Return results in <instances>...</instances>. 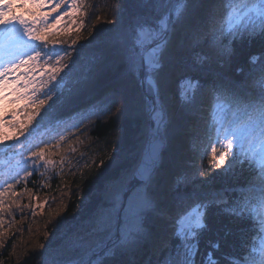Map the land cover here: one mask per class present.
I'll return each mask as SVG.
<instances>
[{
    "label": "snow or ice",
    "instance_id": "1",
    "mask_svg": "<svg viewBox=\"0 0 264 264\" xmlns=\"http://www.w3.org/2000/svg\"><path fill=\"white\" fill-rule=\"evenodd\" d=\"M33 2L49 5L51 12L42 20L29 21L17 15L9 18L7 11L12 4L0 0V34L9 28L15 32L10 46L0 44V101L6 99L5 85H10L15 97L12 103L21 99L29 102L20 109L26 120L11 125L16 134H0V145L21 157L17 168L24 175L17 172L13 179L23 183L38 171L34 167L37 162H43L40 167L53 163L46 159V153L58 144L43 140L40 143L45 147L33 144L46 118L58 121L89 104H114L123 99L121 115L141 121L133 149L124 147L122 141L121 147L113 149L115 158L107 164L101 160L102 171L85 198L84 230L70 236L66 257L46 251L45 264H106V260L109 264H264V253L257 259L255 250L248 247L257 225L264 229V212L258 221L253 219V201L264 207V64L257 67L258 57L251 55L247 71L244 65L235 69L239 79L232 72L239 57L236 45L264 40V0H121L117 20L110 21L113 35L83 75L68 87L62 85L76 68L84 45L76 48L77 58L71 65L61 64V56L59 66L51 67L43 79L38 75L44 73L35 68L22 74L18 70L47 55L28 42L45 40L34 26L46 28L53 19L51 13L58 9L64 11L54 17L56 23L67 17L72 24L82 26L80 17L88 15L84 11L86 0ZM153 13L167 16L157 22ZM51 43L55 46L64 41L53 39ZM76 43L72 40L60 51L70 55ZM194 49H199L197 59L188 63L180 54ZM177 67L198 71L203 78V83L195 80L197 87L191 95L181 92L179 110L164 101L165 75ZM129 75L149 85L151 99L146 96L142 106L123 88L119 90L124 91L123 97L119 95L117 85ZM198 93H207L211 101L209 119L203 124L206 143L199 158L210 151L218 169L211 181L200 185L187 179L186 172H173L171 159L177 138L183 136L191 144L197 131ZM109 111V107H99L94 114L104 116ZM165 151L169 156L163 154ZM191 167L193 175H198L199 168L194 163ZM6 183L7 187L0 184V228L6 223L4 214L16 204H7L4 199L15 187ZM203 185H208L207 189ZM188 202L195 203V212L187 210ZM39 207L42 205H35ZM213 216L217 225L210 222ZM5 235L0 231V247ZM145 252L149 257L141 261L139 257Z\"/></svg>",
    "mask_w": 264,
    "mask_h": 264
},
{
    "label": "trees",
    "instance_id": "2",
    "mask_svg": "<svg viewBox=\"0 0 264 264\" xmlns=\"http://www.w3.org/2000/svg\"><path fill=\"white\" fill-rule=\"evenodd\" d=\"M119 7H121V0L93 1L91 8L93 12L88 15L89 22H92L93 27L86 34L84 44H81L85 47L81 49L76 68L65 79L63 87L71 86L74 81L83 75L93 56L105 45L108 38L113 35L114 25L110 21L117 20V9ZM153 15L157 22H160L166 19L167 13H153ZM98 30L99 35H97ZM93 37H96V39H93ZM208 39L210 40L211 38L208 37ZM236 50L239 53V57L233 62V75H237L235 69L240 65H244L247 71V61L251 55L258 57L257 67L264 64V40L256 38L250 45L247 43L242 47L236 45ZM198 51L199 49H194L190 53L182 52L180 55L185 57L188 63H192L197 59L196 54ZM76 58L77 52L74 55V59ZM198 78L203 83V78L200 77L198 71L179 67L168 71L165 75V103L179 110L181 92L191 95L193 89L197 87L195 80ZM237 78L239 79L240 77L237 75ZM189 80L193 82L189 83ZM148 87L147 83L141 84L134 76L129 75L125 82L117 85V90L121 97H123L124 91L130 92L138 104L142 106L148 93ZM121 88L124 91H119ZM198 96L199 102L196 111L199 123L197 131L193 134L191 144L183 136L177 138L171 159L174 164L173 172H186L187 179L194 184L200 185L203 181H211L216 176L218 169L215 166V162L211 159L210 151L203 159L199 158V153L203 151L206 143L203 124L209 119L211 101L207 93H198ZM99 107H109L111 111L104 116H97L94 113ZM123 109V99H120L119 102L114 104H89L81 111L63 117L58 121L46 118L37 139L33 140V144L40 143L41 140L50 142V145L58 144V147H52L46 153V157L51 159L59 158L58 153H63L72 147H79V152L82 150L92 152L93 149L97 150V147L112 150L121 147L122 141L123 146L131 150L137 143L136 137L141 121L140 119H132L128 115H121ZM37 120H39V117H37ZM33 124H35V121ZM61 136L66 139L61 140ZM40 147H45V144L40 143ZM233 150L235 151L236 149L234 148ZM16 151H23V149H17ZM163 154L166 157L169 156L167 151ZM19 157L15 154V151L6 150L0 145V184H4L7 187L6 182H10L15 186L13 191L5 193L4 199L7 204H12L13 201L16 202V204H13V210L4 214L6 223L0 228V231L6 233L4 245L0 247V264H45L43 258H45L46 251L59 252L66 257L65 247L70 236L74 232L84 230L83 222L87 219L88 209L85 198L93 191L102 168L95 165L83 170L80 175L74 176L75 179L72 178L73 180L70 183L65 184L63 190V179L56 176L47 177V175L45 177L42 170L38 168V171L28 177L27 181L17 183L13 179L17 171L14 167L5 166L3 161ZM113 158H115V154L105 164L109 163ZM193 163L199 168L198 175H193L191 167ZM31 170L32 167L29 171ZM171 178L169 176V180ZM64 180H67V177ZM215 186L219 187V182ZM203 187L207 189L208 185H203ZM59 191L64 194L62 198L59 197L61 194ZM45 201H48V203H45ZM61 202L62 207L60 205ZM17 204L20 207H17ZM37 204L42 205V207L35 208ZM21 207L23 208L22 212L20 210ZM186 207L189 212L196 210L193 202H188ZM253 207L256 208L253 219L258 221L260 213L264 212V207L259 205L258 200L253 201ZM33 210L35 214H32ZM36 220H40V226L35 223ZM210 222L213 225H217V218L211 217ZM223 222V219H221L220 224H223ZM37 229H39L38 232H34ZM31 232L35 234L42 232L40 236L38 235L41 243L33 244L29 242ZM50 244L52 245L51 248H49ZM40 245L45 247L41 248ZM248 247L255 250L257 259L264 253V229H260L259 225H257V230L254 234L251 235V242ZM148 257L149 253L145 252L139 259L143 261L147 260ZM160 258L163 259V255ZM152 259L155 260L156 257H152ZM106 264H109L108 260H106Z\"/></svg>",
    "mask_w": 264,
    "mask_h": 264
},
{
    "label": "rangeland",
    "instance_id": "3",
    "mask_svg": "<svg viewBox=\"0 0 264 264\" xmlns=\"http://www.w3.org/2000/svg\"><path fill=\"white\" fill-rule=\"evenodd\" d=\"M93 1L94 0H86L84 11L87 12L88 15L93 12L91 10ZM2 2L4 4H12V8L7 11V16L9 18L13 15H17L23 16L26 20L29 21L42 20L49 14V12H51V8L49 7V5L46 4L41 6L40 4L33 2V0H2ZM22 4L24 5L23 7H21ZM63 11L64 9H58L56 12H52L51 15L53 19H50L49 24L46 28L42 24H37L34 26L40 29L38 35L44 36L45 40H29L28 42L33 47V49H35L36 51H41L42 53H47V55H43L42 59L35 63L30 61L28 64L23 65L18 70L21 74L23 72L30 71L31 68H35L37 69V73L41 71L44 73L43 76L38 75V78L43 79L46 77L47 72L51 69V67L59 66L57 65V60H60L61 56H63V59L60 60L61 64H71L72 60L74 59V55L77 52L76 48L79 45L84 44V42L86 41V34L93 26L92 22H89L88 15L80 17L84 21L82 26L72 24L67 17H65V19L61 20L59 23H56L54 17L62 14ZM75 15L80 14L77 13ZM12 37L13 39L15 38V32L11 28H9L7 31L0 34V44H3V46L7 48L8 43H12L13 41ZM25 39L27 40L28 38L25 37ZM53 39L57 41H64V43H58L54 46L51 43V40ZM72 40L77 41L76 45L72 46L70 55H64V53H62L60 50L62 48L69 47L72 44ZM49 56H51V59L48 58ZM3 95L6 97V99L0 101V116L3 117V119L0 120V134H3L7 137H12L16 134V129L11 127V125L18 123L19 121L26 120V116L21 113L20 109L29 102L27 100L21 99L16 103H12V100L15 97L13 96L12 86L10 85H5ZM146 96L151 99L149 93H147ZM50 104L51 101H49L48 104L45 105V108L49 107ZM25 150L26 149H23V151ZM79 150V147L69 148L63 153H58L60 157L57 159L46 157V159L53 161V163L45 164L44 167H40L39 165L43 163L42 161H40L37 162L34 167L42 170L45 177L47 175V177L56 176L57 178L63 179L64 185L62 186V189L64 190L65 184L70 183L73 179H75L74 176L80 175L83 170L94 167L95 165L100 166L101 160L106 162L115 154L113 149L106 150V148L103 149L102 147H97V150L93 149L92 152L84 150L79 152ZM24 158H28L27 154ZM20 160L21 157L4 160L3 164L10 168L14 167L17 172L21 173V175H24V173L19 168H17V164L20 162ZM61 160H63V163H61ZM29 169H31V167H29ZM65 177H67V180H64ZM62 191H59V193H61L59 196L60 198H62V195H64ZM61 204L62 202L60 203V205ZM62 206L63 205H61V207ZM35 223L40 226V220H36ZM39 229H37L36 231H32L38 232ZM34 232L30 233L31 237L29 239V242H32L33 244L41 243V241H39V236L42 234V232L37 234H35ZM43 259L45 261L46 257Z\"/></svg>",
    "mask_w": 264,
    "mask_h": 264
}]
</instances>
